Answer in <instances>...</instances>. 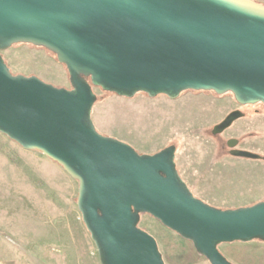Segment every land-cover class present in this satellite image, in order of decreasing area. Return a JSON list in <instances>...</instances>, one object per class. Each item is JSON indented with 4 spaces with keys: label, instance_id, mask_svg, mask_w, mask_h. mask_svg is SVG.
I'll return each mask as SVG.
<instances>
[{
    "label": "water",
    "instance_id": "95a60500",
    "mask_svg": "<svg viewBox=\"0 0 264 264\" xmlns=\"http://www.w3.org/2000/svg\"><path fill=\"white\" fill-rule=\"evenodd\" d=\"M46 50L70 88L13 75L0 54V134L42 154L77 182V210L100 264H164L139 228L148 215L209 264H232L223 244L264 242V201L218 209L193 196L175 146L139 154L99 134L93 89L132 99L184 92L230 94L264 105V5L253 0H0V52ZM233 112L218 135L239 119ZM232 149L250 160L260 156Z\"/></svg>",
    "mask_w": 264,
    "mask_h": 264
},
{
    "label": "rangeland",
    "instance_id": "374dc122",
    "mask_svg": "<svg viewBox=\"0 0 264 264\" xmlns=\"http://www.w3.org/2000/svg\"><path fill=\"white\" fill-rule=\"evenodd\" d=\"M253 1L264 5V0ZM0 54L13 75L70 88L64 66L44 49L15 45ZM93 92L96 131L139 154L175 146L176 170L194 197L222 210L264 201V161L231 157L225 145L229 138L239 139V149L264 158V106L248 110L251 114L259 109L262 116L237 120L215 136L212 126L230 111V94L184 92L170 100L144 94L126 99L97 88ZM9 144L0 134V240L12 244L11 252L21 264H100L77 210V182L39 153L23 152L18 163ZM25 228V236L36 239L40 248L22 240L19 234ZM139 228L155 239L164 264H209L190 242L150 216L140 217ZM218 250L232 264H264V242L223 244Z\"/></svg>",
    "mask_w": 264,
    "mask_h": 264
},
{
    "label": "crops",
    "instance_id": "0c3cea01",
    "mask_svg": "<svg viewBox=\"0 0 264 264\" xmlns=\"http://www.w3.org/2000/svg\"><path fill=\"white\" fill-rule=\"evenodd\" d=\"M8 141H10V140L8 139ZM7 148L9 150V152L11 151L13 153V156H15V160H17L18 163L22 160L20 158V156L25 157L23 152H26V153H28V152L38 153V152H34V151H26V150L22 149L21 147H19L14 142H11V141H10V144L7 146ZM26 155H29V154H26ZM31 155H33V154H31ZM39 155H42V154L39 153ZM8 163L9 162L4 163V164H8ZM27 232H28V228H25L24 230H22L20 232L19 235L22 237V240L25 239L24 240L25 242H30V243L32 242V245H34L35 248H40V246L37 244L36 239H34L33 237L25 236V233H27ZM7 236H9V235L7 234ZM11 249H12V244L7 239L3 238V240H0V264H21L22 263L21 262L22 260L20 259V257H19V260H21V261L19 263V261L17 260L18 257H16V256L14 257L13 256V254L11 252Z\"/></svg>",
    "mask_w": 264,
    "mask_h": 264
},
{
    "label": "flooded vegetation",
    "instance_id": "af4514ba",
    "mask_svg": "<svg viewBox=\"0 0 264 264\" xmlns=\"http://www.w3.org/2000/svg\"><path fill=\"white\" fill-rule=\"evenodd\" d=\"M256 105H261V106H264V105H262V104H256ZM256 105H240V104H238L237 102H235L234 100H233V102H232V104H231V108H230V111L229 112H227V114L224 116V118H223V120L229 115V114H231V113H233V112H239L240 114H241V117L239 118V119H237V120H240V119H248L249 118V116L251 115L252 117L254 116H256V117H260V116H262V113H260V110L259 109H255V110H253V112L251 113V114H248V110L249 109H251V108H253L254 106H256ZM222 120V121H223ZM237 120H235L232 124H231V126L237 121ZM222 121H220L219 123H221ZM218 123V124H219ZM218 124H215L214 126H212V129L216 126V125H218ZM230 126V127H231ZM229 127V128H230ZM229 128H227L226 130H224L221 134H218V135H215V136H219V135H222V134H224ZM211 132H212V130H211ZM228 142H230L231 144H233V146H234V148L233 149H235V150H241V151H245V150H242V149H239V145H240V140L239 139H235V138H229L227 141H226V147H227V149H228V155L229 156H231L230 155V152H231V150L232 149H230L228 146H227V144H228ZM253 154H255V153H253ZM256 155H258V154H256ZM259 156V155H258ZM231 157H233V156H231ZM261 157V156H260ZM262 158V157H261ZM257 161H264L263 159H258ZM191 192V191H190Z\"/></svg>",
    "mask_w": 264,
    "mask_h": 264
}]
</instances>
